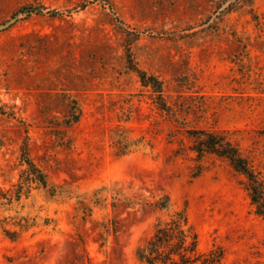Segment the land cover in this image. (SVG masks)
<instances>
[{"label": "rangeland", "instance_id": "rangeland-1", "mask_svg": "<svg viewBox=\"0 0 264 264\" xmlns=\"http://www.w3.org/2000/svg\"><path fill=\"white\" fill-rule=\"evenodd\" d=\"M199 129L227 131L264 177V0H0V194L16 196L0 199V264H143L176 211L222 264H264L244 178L217 157L192 177ZM24 147L53 194L17 200Z\"/></svg>", "mask_w": 264, "mask_h": 264}, {"label": "trees", "instance_id": "trees-1", "mask_svg": "<svg viewBox=\"0 0 264 264\" xmlns=\"http://www.w3.org/2000/svg\"><path fill=\"white\" fill-rule=\"evenodd\" d=\"M133 63V62H131ZM133 65V64H131ZM144 87L151 88L156 95V103L160 110L173 115V110L165 101L164 83L155 75L133 66ZM80 120L77 109L72 110L66 124L72 125ZM191 151L196 154L199 163L193 178L200 177L205 171L203 162L208 157H217L229 163L236 174L242 176L244 189L247 191L256 213L264 218V177L253 167L239 146L229 137L227 131H212L199 129L194 132ZM183 149L176 153L184 155ZM23 165L26 166L16 194L21 200L22 195L30 193L33 185L46 189L50 194L54 190L50 188L48 176L29 157L26 147L23 148ZM1 195V194H0ZM0 199L6 201L16 200V196L3 194ZM168 198H162L154 204L156 210L165 211L169 208ZM132 205V202L128 203ZM118 205H114L117 209ZM130 207V206H128ZM16 239V236H10ZM137 257L143 264H222L225 254L221 248H215L209 252L200 250L199 235L190 223L185 211L174 212L169 219L158 221L153 236L137 251Z\"/></svg>", "mask_w": 264, "mask_h": 264}]
</instances>
